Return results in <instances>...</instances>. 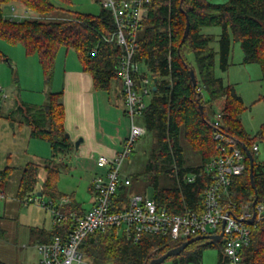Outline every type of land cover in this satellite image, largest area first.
<instances>
[{
  "label": "trees",
  "instance_id": "1",
  "mask_svg": "<svg viewBox=\"0 0 264 264\" xmlns=\"http://www.w3.org/2000/svg\"><path fill=\"white\" fill-rule=\"evenodd\" d=\"M56 0H0V40L9 45H22L25 55H37L44 81L52 84L55 63L61 48L75 51L94 79L97 90L110 94L116 89L122 93V82L118 75L120 49L114 42L105 41L114 31L112 14L105 10L99 15H87L57 6ZM71 5V0H57ZM19 3L40 15L50 16L67 11L71 18L51 21H13L4 17L3 7ZM187 17L190 32L184 42ZM219 27L221 34H206L205 28ZM232 41L239 42L243 51V63H257L261 67L264 82V0H227L212 3L208 0H151L149 14L138 34L139 48L135 56L156 81V90L143 113L142 122L147 135L152 139L150 160L136 178L154 189L158 205L181 213L185 208L198 210L202 194L207 185L205 177L187 182V177L199 173L204 165L216 156L213 135L218 129L245 144L251 151L254 143L264 141V125L251 137L242 125L241 115L245 110L242 98L234 86L224 83L215 74L216 58L220 54V68L227 71L232 53ZM219 43V51L214 44ZM6 56L0 52V63ZM195 71L197 91L194 90L190 70ZM45 106L24 102L15 106L3 117L11 124L30 127L31 138L48 142L52 159L43 165L30 163L22 169L18 185V198L31 197L37 191L39 176L45 171L40 192L53 200L64 195L58 190L62 163L55 160L67 156L74 149L65 130V109L62 92L46 94ZM223 100L220 120L214 121L208 114V106ZM199 104L203 106L201 113ZM216 115V114H215ZM17 117L19 120H17ZM2 118V114H0ZM186 140L201 154V164L186 167L181 141ZM254 180L258 204L264 203V159L254 155ZM246 170L232 188L234 200L240 204L254 201L255 191L250 183L249 160ZM0 171V189L9 183L13 170ZM173 180V186L161 185L164 178ZM132 185V181H131ZM130 185V186H131ZM71 198V209H80ZM117 208L128 203V187H123L116 198ZM123 202V203H122ZM1 232V231H0ZM39 242H49L62 235L59 228L46 230L33 228ZM221 244V243H218ZM176 245L168 239L145 235L135 243L112 233H95L83 242L81 251L90 264H149ZM243 264H264V220L252 225V242L244 249ZM0 264H6L0 261Z\"/></svg>",
  "mask_w": 264,
  "mask_h": 264
},
{
  "label": "built area",
  "instance_id": "2",
  "mask_svg": "<svg viewBox=\"0 0 264 264\" xmlns=\"http://www.w3.org/2000/svg\"><path fill=\"white\" fill-rule=\"evenodd\" d=\"M101 3L114 19V31L104 39L114 42L120 49L117 70L130 131L119 152L112 157L100 155L97 158V166L105 173L92 181L94 203L90 209H71L69 196L41 203L52 218V229L59 228L62 235L49 242L37 243L38 264H90L81 247L84 240L95 233H114L135 243L145 235H155L179 245L196 236L220 234L223 222L224 235L220 243L224 259L229 264H243V251L252 242V225L264 220V203H256L253 208L251 201L238 204L234 200L232 188L244 174L248 158L242 143L219 130L218 122L213 135L216 156L199 173L186 179L189 183L195 182L197 177L207 180L200 209L185 208L176 213L160 207L154 196L147 194L128 195L127 205L117 208L116 198L121 189L131 185V180L122 174V166L134 154L137 143L147 135L146 127L138 122V118L143 117L155 82L142 71L135 56L139 48L138 34L149 14L151 0H101ZM10 10L9 20L33 18V13L26 8L19 12L11 6ZM262 144L264 141L253 144L250 150L253 156L260 154ZM3 197L4 193L0 191V198ZM37 200L41 202L42 198L33 195L26 203ZM254 211L256 219L251 224L249 219Z\"/></svg>",
  "mask_w": 264,
  "mask_h": 264
},
{
  "label": "rangeland",
  "instance_id": "3",
  "mask_svg": "<svg viewBox=\"0 0 264 264\" xmlns=\"http://www.w3.org/2000/svg\"><path fill=\"white\" fill-rule=\"evenodd\" d=\"M208 1L225 3L227 0ZM54 2L57 6L66 10L87 15H99L103 10L101 0H71V5L57 0ZM14 6L18 11L20 10L16 4ZM3 8V13L4 11H10L11 5ZM61 17L75 18L73 15H69L67 11H59L43 17L33 14L32 20L46 22ZM211 31L216 34V38L219 40L218 34L221 33V28L211 27ZM213 46L218 52L219 43L216 42ZM65 50V48L61 49V51ZM0 52L6 56L7 60L0 63V114L5 115L11 107L19 102L45 106L47 103L46 94L53 91V86L45 83L37 55L27 56L22 45L12 46L3 40H0ZM243 58L244 55L240 43L232 41V53L229 58L230 65L228 70H221L220 54H218L215 74L217 77L222 78L225 84L234 86L237 95L242 98L245 108L241 115L242 125L245 131L251 137H254L264 125V82L260 65L257 63L244 64ZM141 69L146 73L143 65H141ZM146 75L151 78L148 73ZM223 105V100H219L213 105V109L208 106V114L212 120H220ZM17 120H19L18 117ZM138 122L143 123L140 118H138ZM30 132L31 129L28 126L24 125L23 128H20L18 124L13 125L3 117L0 118V171L6 165L15 167L5 189H0L4 193V197L0 198V261L6 264H38L36 245L39 240L32 230L34 227L52 228V218L49 212L41 205V203L50 201V198L43 196L41 202L37 200L32 203H26L28 197L18 198V185L24 166L28 162L40 163L42 159L44 161L49 160L52 155L50 151L49 156L44 158L40 156V159H37L30 154L32 150L26 153L28 142L32 141ZM33 141L40 143L39 145L41 146H36V148L42 154L47 153L45 152L48 146L46 141ZM181 145L185 166H199L202 161L199 151L195 150L186 140H182ZM151 148L152 139L149 135H146L137 143L134 154L122 166V174L132 181V185L128 187V195L147 194L149 197L154 195L152 187H147L143 180L136 178L137 174L145 170L150 160ZM62 158L60 157V160ZM258 158L264 159V144L261 145ZM44 176L45 173L42 171L36 187L38 192L42 188ZM73 176L70 173H63L58 187L61 184L62 191L66 192L75 189L78 181ZM161 185L171 187L173 186V180L169 177L164 178ZM78 191L81 198V200L78 198V201L82 203L85 210H88L90 208L88 191L82 186ZM37 193L34 195L35 197ZM209 231L214 232L213 229H209ZM161 264L229 263L224 259L221 244L204 245V242L200 241L190 245L182 254L170 257Z\"/></svg>",
  "mask_w": 264,
  "mask_h": 264
},
{
  "label": "crops",
  "instance_id": "4",
  "mask_svg": "<svg viewBox=\"0 0 264 264\" xmlns=\"http://www.w3.org/2000/svg\"><path fill=\"white\" fill-rule=\"evenodd\" d=\"M15 4L20 8L19 12L25 10V7L19 3H11L5 6H14ZM4 13L5 18H10L11 10L4 11ZM203 32L216 35L212 33L211 27L205 28ZM61 49L58 52L55 63L52 92H62V101L65 109V130L74 145V149L61 160L59 157L55 161L64 165V169L60 173V179L63 173H70L74 175L73 178L77 179L78 183L76 188L74 187L75 189L69 192L62 191L61 184H59L58 190L64 196L72 197L75 204L80 209L85 210L82 203L78 201V198H80L78 189L82 186L88 191V204L91 208L94 203L92 181L95 177L104 175L105 173V170L97 166L96 160L100 155L112 157L121 150L122 144L130 131V121L125 113L123 96L119 95L116 89L112 94L106 90L95 89L93 76L83 69L78 54L73 50L61 51ZM140 119L142 120V118ZM18 126L23 128L24 125L18 124ZM80 139L82 142L76 148L75 143ZM33 140L42 141L32 138V141L28 142L26 153L32 150L30 154H32L33 158L40 159V156L44 158L45 156H49L50 151L52 153L51 145L48 142L47 149L45 148V152L48 154H42L36 148V146H41L39 145L40 143ZM52 155L49 160L52 159ZM7 161L9 162L8 159ZM45 161L42 159L40 163L35 164L42 165ZM30 163L28 162L25 166ZM6 168L15 167L6 165L2 170Z\"/></svg>",
  "mask_w": 264,
  "mask_h": 264
},
{
  "label": "water",
  "instance_id": "5",
  "mask_svg": "<svg viewBox=\"0 0 264 264\" xmlns=\"http://www.w3.org/2000/svg\"><path fill=\"white\" fill-rule=\"evenodd\" d=\"M190 32V22L189 19L187 17V23H186V29L182 38V42H184L186 40V38L188 37V34ZM7 61V60H6ZM190 75H191V81H192V85L195 91H197V79H196V75H195V71L193 69L190 70ZM156 79L154 80V82L156 83ZM153 90H156V87L154 86ZM199 108L201 113H203V106L201 104H199ZM82 142V140H78L75 143V147L78 148L79 144ZM242 148L244 150V152L246 153V156L249 160V176H250V183L252 188L255 191V198L253 201V208H255V205L258 201V194H257V190H256V185H255V180H254V156L252 154V152L250 151V149L245 145L242 144ZM37 198H42V193L38 192L37 193ZM256 219V212L254 211L253 216L249 219V223L253 224L255 222ZM224 226H225V222H223L222 226H221V232L218 235H205V236H196L193 237L179 245H176L175 247H173L172 249L168 250L166 253H164L163 255H161L158 258H153L150 260L149 264H161L163 263L165 260H167L170 257H174V256H178L180 254H182L190 245L196 243V242H200L203 241L204 245H213V244H218L220 243L223 235H224Z\"/></svg>",
  "mask_w": 264,
  "mask_h": 264
}]
</instances>
